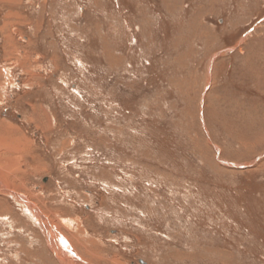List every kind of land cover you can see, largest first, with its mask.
<instances>
[{
  "label": "rangeland",
  "instance_id": "1",
  "mask_svg": "<svg viewBox=\"0 0 264 264\" xmlns=\"http://www.w3.org/2000/svg\"><path fill=\"white\" fill-rule=\"evenodd\" d=\"M0 147V264H264V0H0Z\"/></svg>",
  "mask_w": 264,
  "mask_h": 264
},
{
  "label": "bare ground",
  "instance_id": "2",
  "mask_svg": "<svg viewBox=\"0 0 264 264\" xmlns=\"http://www.w3.org/2000/svg\"><path fill=\"white\" fill-rule=\"evenodd\" d=\"M0 148H5V147H0ZM6 149L9 150V151H11V150L14 151V149H10L8 146H6ZM5 167L7 168V164L5 165ZM0 190L4 191L5 189L2 188V187H0ZM20 201L26 206V208H27L28 211L33 212L34 214H36V218H37L38 222H40L42 224V226L43 225L45 226V229L47 231L48 240L52 244V246H53L52 249L57 254L56 256L62 261L63 264H69V263L63 262V261H66L65 254H63V256H62V254H60L59 251L62 253V251H64V249H65V245H64L63 242H61L60 240H58L56 238V236H54V233L52 231V227H48L46 225L45 219L42 218L40 215H38V212H36V210L33 209L31 207V205H28L26 203V201H23L22 199ZM75 262L76 263H74V264H82V263H80L78 261H75Z\"/></svg>",
  "mask_w": 264,
  "mask_h": 264
}]
</instances>
